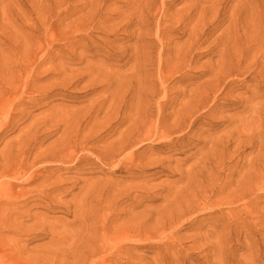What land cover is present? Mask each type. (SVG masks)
Segmentation results:
<instances>
[{
	"label": "rangeland",
	"instance_id": "obj_1",
	"mask_svg": "<svg viewBox=\"0 0 264 264\" xmlns=\"http://www.w3.org/2000/svg\"><path fill=\"white\" fill-rule=\"evenodd\" d=\"M26 263L264 264V0H0V264Z\"/></svg>",
	"mask_w": 264,
	"mask_h": 264
},
{
	"label": "bare ground",
	"instance_id": "obj_2",
	"mask_svg": "<svg viewBox=\"0 0 264 264\" xmlns=\"http://www.w3.org/2000/svg\"><path fill=\"white\" fill-rule=\"evenodd\" d=\"M25 59V58H24ZM154 80V79H153ZM124 98V97H123ZM99 100V99H98ZM120 100V99H119ZM159 100V99H158ZM157 100V101H158ZM8 101V100H7ZM112 101H113V99H112ZM103 104V103H102ZM95 105V104H94ZM93 105V106H94ZM199 105V104H198ZM209 105V104H208ZM101 106V105H100ZM143 107V106H142ZM158 107V106H157ZM120 108V107H119ZM56 109V108H55ZM67 109V108H66ZM57 110V109H56ZM119 110V109H118ZM59 111V110H58ZM57 111H55V113H56ZM61 115H64V114H61ZM79 115V114H78ZM179 115V114H178ZM74 118V117H73ZM38 119V118H37ZM45 120V119H44ZM60 121V120H59ZM81 121V120H80ZM31 122V121H30ZM111 122V121H110ZM177 122V121H176ZM136 123V122H135ZM57 124V123H56ZM61 124V123H60ZM137 124V123H136ZM175 124V123H174ZM177 124V123H176ZM180 124V123H179ZM55 127V126H54ZM57 127V126H56ZM64 127H65V125H64ZM106 127V126H105ZM74 130V129H73ZM75 130H77V129H75ZM155 131V130H154ZM36 132V131H35ZM101 132V131H100ZM41 134V133H40ZM154 134V133H153ZM70 137H71V135H70ZM94 137V136H93ZM135 137V136H134ZM138 137V136H137ZM83 138V137H82ZM136 138V137H135ZM152 138V137H151ZM129 139V138H128ZM136 140H137V138H136ZM27 141V140H26ZM57 141V140H56ZM66 141H67V139H66ZM68 141H70L69 140V138H68ZM74 141V140H73ZM82 141V140H81ZM55 142V141H54ZM83 143H84V141H83ZM86 144V143H85ZM56 145V144H55ZM70 145V144H69ZM81 145V144H80ZM58 146V145H57ZM71 146V145H70ZM60 148L59 149H61L62 147L61 146H59ZM64 147V146H63ZM83 147V146H82ZM24 148V147H23ZM71 149V148H70ZM66 150V149H65ZM62 151H63V148H62ZM66 151H68V150H66ZM20 152V151H19ZM48 152V151H47ZM55 152V151H54ZM84 153H86V152H84ZM48 154V153H47ZM51 154V153H50ZM63 154V153H62ZM100 154V153H99ZM112 154V153H111ZM110 154V155H111ZM114 154V153H113ZM118 154V153H117ZM8 156V155H7ZM45 156V155H44ZM64 155H62L61 157H63ZM93 156V155H92ZM117 156V155H116ZM48 157V156H47ZM50 157V156H49ZM56 157V156H55ZM61 157H58V158H60L61 159ZM3 158V157H2ZM51 158V157H50ZM119 158V157H118ZM46 159V158H45ZM78 161V160H77ZM117 161V160H116ZM2 163V162H1ZM3 163H5V162H3ZM8 164V163H7ZM52 164V163H51ZM2 165V164H1ZM14 165V164H13ZM11 168V167H10ZM7 170V167H6V169H5V171ZM12 170V169H11ZM3 172H4V170H2ZM12 174V173H11ZM16 174H17V172H16ZM15 174V175H16ZM96 187V186H95ZM88 188V187H87ZM87 188H86V190H87ZM104 188H105V186H104ZM85 190V189H84ZM23 193V192H22ZM78 194V193H77ZM115 198V197H114ZM117 198V197H116ZM120 199V198H119ZM98 201H99V199H98ZM102 204V203H101ZM91 210V209H90ZM19 212V211H18ZM4 218V217H3ZM106 218V217H105ZM137 223V222H136ZM162 225V224H161ZM133 228V227H132ZM122 230V229H121ZM70 232V231H69ZM103 234V233H102ZM66 236V235H65ZM109 243V242H108ZM107 244V243H106ZM105 244V245H106ZM95 245V244H94ZM121 250V249H120ZM27 264V263H26Z\"/></svg>",
	"mask_w": 264,
	"mask_h": 264
}]
</instances>
